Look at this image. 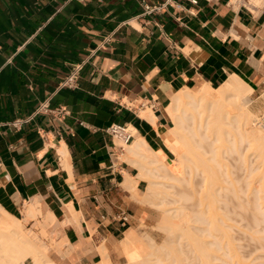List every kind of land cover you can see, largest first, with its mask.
Segmentation results:
<instances>
[{"label": "crops", "instance_id": "0c3cea01", "mask_svg": "<svg viewBox=\"0 0 264 264\" xmlns=\"http://www.w3.org/2000/svg\"><path fill=\"white\" fill-rule=\"evenodd\" d=\"M262 1L0 0V206L21 218L33 204L67 264L100 261L93 234L117 260L124 233L155 222L151 167L129 147L143 138L168 163L173 93L237 75L264 116Z\"/></svg>", "mask_w": 264, "mask_h": 264}, {"label": "rangeland", "instance_id": "374dc122", "mask_svg": "<svg viewBox=\"0 0 264 264\" xmlns=\"http://www.w3.org/2000/svg\"><path fill=\"white\" fill-rule=\"evenodd\" d=\"M187 123L189 122L184 119L181 126ZM198 131L205 137L204 142L213 143L212 147L205 143V147L216 153V158L219 157L220 160L215 159L196 166L192 162H186L183 165L184 169H180L178 165V171L172 178L161 179L152 175L151 183L156 182V185L150 184L148 195L155 210V222L151 226L141 225L137 229L131 228L124 235L130 234L131 231L137 238L139 237L138 239L150 235L155 243L147 244V239L144 237L142 244H146L142 248L135 247L132 250L129 264H146L149 263L148 258H153V261L154 258L158 259L155 264H200L203 254L206 256L205 260H212L210 264L211 262L220 264V261H224L223 264L228 260L234 264H264V202H262L264 191H259L261 194L255 191V188H259V184H264V161L259 158L260 163L256 162L263 141L253 134L254 136L248 135L247 141L239 143L238 152L243 153L241 154L243 158L245 154L247 159L244 160L246 163H243L240 162L241 159L235 161L237 159L235 152L232 151L231 156L225 151L226 147L231 146L227 133L219 139L216 131L209 126L204 125ZM235 156L236 158H233ZM169 158H173L170 153ZM170 159L167 163L169 166L172 164ZM249 167L252 169L251 172ZM153 190L158 194H153ZM175 208H184L180 211V216L186 212L190 219L196 218V215L197 218L193 220L194 222L189 219L187 228L180 230L171 229L167 223L163 225L157 223L162 216L173 213ZM198 213L203 217L201 218ZM37 217L26 219L23 222L25 226L23 230L27 234L29 233L27 230L30 231L28 234L30 238H33L32 234L35 235L38 243L35 238L32 240L46 250L49 259L58 264H67L64 258L68 255V251L59 238V232L52 231L50 227L45 232ZM31 219L34 220L30 221ZM198 219L199 221L196 222ZM94 241L101 258L99 262L92 264H127V258L119 243L118 259L111 262L107 252H104L106 248L103 239L100 240L98 235L97 240ZM149 253L153 256L148 257ZM234 255L238 260L231 257ZM28 260H24L22 264H30Z\"/></svg>", "mask_w": 264, "mask_h": 264}, {"label": "bare ground", "instance_id": "6f19581e", "mask_svg": "<svg viewBox=\"0 0 264 264\" xmlns=\"http://www.w3.org/2000/svg\"><path fill=\"white\" fill-rule=\"evenodd\" d=\"M250 92V86L237 75H230L217 87H212L209 83H207L201 88L195 90L183 88L171 95L170 101L165 108L170 122L166 125V127L159 131L161 134L160 136H162L165 149L173 156L172 159L169 158L172 163L171 166L167 165L163 161L162 157L155 151L148 148L143 138L136 139L129 147L130 151L144 159L146 163H149V166L151 167L150 176L153 175L155 177H160L161 179L172 178L174 173L178 171V165L181 167L180 169H184L183 165L186 162H192L196 166L197 164H206L207 162L215 159L220 160L219 157L216 158V153L214 154L205 147V137L198 131L200 127L206 125L216 131L219 139L224 133H227L231 146L226 147L225 151L230 155L235 152L237 154V159H235V161L241 159L240 162L243 163H246L245 161L247 159H245V154L243 158L241 155L243 153L238 152L239 143L247 141L246 139H248V135L256 134L259 137L257 138L263 141L260 146V154L259 156L257 155L258 158H256V162L259 164L260 159L264 161V118L262 119V117H258L248 109V95ZM139 115L150 121L152 124L155 123L156 117L154 116L151 108L140 110ZM184 119H186L189 123L182 127L181 124ZM128 129L133 131L130 126H128ZM206 144L212 147L213 143L208 142ZM233 158H236V156ZM250 169L251 168L249 167V171ZM182 171L184 173V170ZM151 185H156V182L152 181ZM255 191L257 193L263 192L264 184H259V188H255ZM154 193L155 195L158 194L156 190H153V194ZM183 209L175 208L174 212L169 215L165 213L167 215L162 216L160 222L157 223H160V225L167 223L173 230L186 229L190 216H188L186 212L180 216V211H183ZM21 212L22 217L18 218L5 211L0 206V264H22V262L26 259L30 260V264H58L54 260H51V258L49 259L50 256L48 257L45 249L43 250L37 245L38 241L34 237L35 235L33 236L32 234L33 238H30L28 236L30 231L27 230V232H29L27 234L23 230L25 227L23 226V222L28 218L37 217L40 213L39 210L33 204L28 203L23 206ZM201 215H203V213ZM200 217L202 218L203 216ZM196 218L194 217V219ZM42 219L43 220L40 221V225L44 227L49 221L46 217H43ZM194 219L190 220L193 221ZM198 221L199 219L196 222ZM37 225V227L40 228V225ZM97 236V234H93L92 238L97 240ZM144 237L147 239V244L155 243L152 236L146 235ZM144 237L138 239L139 237L137 238L135 233L131 231L130 234L124 235L119 241L121 250L127 258V264H129V261L131 260L130 256L132 250H134L135 247L142 248L143 245L146 244H142V239H144ZM34 238L37 243L32 240ZM102 239L103 238L100 236V240ZM104 252H106V249ZM203 255L201 256L203 258L200 259L202 261L201 263L210 264L209 262L212 260H205L206 256ZM236 255L231 257L236 258ZM147 256L152 257L153 254L149 253ZM231 257H229L230 260ZM154 259L158 262V259ZM236 259L238 260V258ZM148 261L149 263L147 262L146 264H153L155 262L153 261V258H148ZM206 261L208 262L206 263ZM220 262L219 263L222 264L224 261ZM228 262L229 260L223 264H234ZM211 264H214V262H211Z\"/></svg>", "mask_w": 264, "mask_h": 264}, {"label": "built area", "instance_id": "2783aa9c", "mask_svg": "<svg viewBox=\"0 0 264 264\" xmlns=\"http://www.w3.org/2000/svg\"><path fill=\"white\" fill-rule=\"evenodd\" d=\"M82 1V0H79ZM194 2V0H193ZM161 6L158 7H151L149 8L146 4H144V9L145 12H152L154 10L160 9ZM76 70L77 68H74V70H72L63 80L62 84L65 86H69V87H73L75 86V80H76ZM108 130L110 131L111 134L119 136V138L121 139V141H123V143H127L131 138H132V133L131 130L128 129V126L125 125H116L113 124L111 125Z\"/></svg>", "mask_w": 264, "mask_h": 264}]
</instances>
